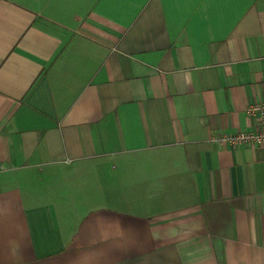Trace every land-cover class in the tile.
<instances>
[{
    "label": "crops",
    "instance_id": "obj_1",
    "mask_svg": "<svg viewBox=\"0 0 264 264\" xmlns=\"http://www.w3.org/2000/svg\"><path fill=\"white\" fill-rule=\"evenodd\" d=\"M264 0H0V264H264Z\"/></svg>",
    "mask_w": 264,
    "mask_h": 264
},
{
    "label": "built area",
    "instance_id": "obj_2",
    "mask_svg": "<svg viewBox=\"0 0 264 264\" xmlns=\"http://www.w3.org/2000/svg\"><path fill=\"white\" fill-rule=\"evenodd\" d=\"M247 114L255 119L257 129L224 133L216 138V142L222 145H230L234 148L244 146L264 147V102H255L251 104L247 108Z\"/></svg>",
    "mask_w": 264,
    "mask_h": 264
}]
</instances>
